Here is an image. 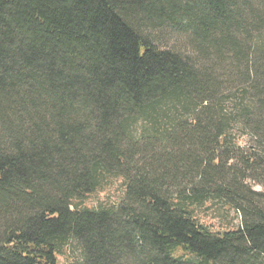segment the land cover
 <instances>
[{
    "label": "trees",
    "instance_id": "trees-1",
    "mask_svg": "<svg viewBox=\"0 0 264 264\" xmlns=\"http://www.w3.org/2000/svg\"><path fill=\"white\" fill-rule=\"evenodd\" d=\"M248 26L264 0H0V264H58L72 241L81 264H264V48H237ZM116 180L117 205L85 203Z\"/></svg>",
    "mask_w": 264,
    "mask_h": 264
},
{
    "label": "rangeland",
    "instance_id": "rangeland-1",
    "mask_svg": "<svg viewBox=\"0 0 264 264\" xmlns=\"http://www.w3.org/2000/svg\"><path fill=\"white\" fill-rule=\"evenodd\" d=\"M235 35L237 48H243L244 52H247L246 54L249 55V58H257V54H255V51H260L257 49L264 48V26H248L247 35H242V31L237 32V34L235 33ZM168 41L169 44H175L176 47L182 49L183 51H187L189 53L192 52V48L190 47V45L184 43V41L177 42V39L175 37H171ZM235 63L236 62L232 64L231 54L229 55L227 53L224 59L219 62V64H217V75L223 81H225L223 91L226 93V97H234L233 93H235V89L240 86L246 85L245 78H241L239 76V74L242 73L239 68H241L243 65L242 63H240L236 68ZM139 127L140 125H136L134 129H132V131H135V134H137ZM234 129L237 130H234V132H232V137H234V139H240L239 142L243 147H250L253 145V140L248 132H244L243 129L236 127V125L234 126ZM255 188L259 189V186H255ZM123 193V185H121L120 180H116L110 184L109 189H106L105 191L99 192L98 194L88 198L85 203L89 207L94 209L100 207L115 206L121 201ZM214 216L215 215H213L212 217ZM228 218H231L234 225L238 223L237 216L233 210L229 211ZM213 219L215 223H228L227 217H215ZM62 250L63 254L62 256L58 257V264H81V251L78 244L72 241L67 244V246H65V248H63Z\"/></svg>",
    "mask_w": 264,
    "mask_h": 264
}]
</instances>
